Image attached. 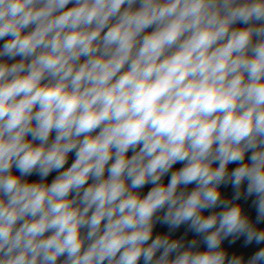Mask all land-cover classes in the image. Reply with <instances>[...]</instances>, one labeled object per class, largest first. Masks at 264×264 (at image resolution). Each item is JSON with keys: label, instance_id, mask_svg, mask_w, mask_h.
I'll return each instance as SVG.
<instances>
[{"label": "clouds", "instance_id": "1", "mask_svg": "<svg viewBox=\"0 0 264 264\" xmlns=\"http://www.w3.org/2000/svg\"><path fill=\"white\" fill-rule=\"evenodd\" d=\"M0 264H264V0H0Z\"/></svg>", "mask_w": 264, "mask_h": 264}]
</instances>
